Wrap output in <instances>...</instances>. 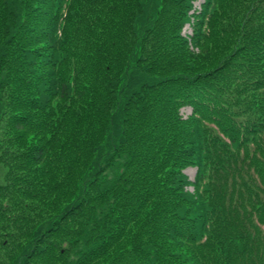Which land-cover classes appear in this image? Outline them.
<instances>
[{"label": "trees", "instance_id": "trees-1", "mask_svg": "<svg viewBox=\"0 0 264 264\" xmlns=\"http://www.w3.org/2000/svg\"><path fill=\"white\" fill-rule=\"evenodd\" d=\"M129 1L136 7L127 14ZM189 1L0 0V34L10 31L5 49L25 44V52H36L45 44L62 51V34L72 31L66 55L77 60L73 76L95 71L79 93L63 84L59 95L69 103L46 108L42 121L56 115L64 122L73 103L80 112L115 106L107 136L113 150L100 152L96 168L112 165L118 178L97 183L101 195L92 197L87 177L76 208L41 224L36 248L52 236L38 252L48 263L81 241L99 258L111 250L107 264H264V0H206L191 38L198 53L180 35ZM175 2L177 17L161 20ZM226 9L239 17L232 25L222 20ZM133 47L142 61L131 65ZM183 106L192 112L187 120L178 113ZM45 155L41 148L34 157ZM185 163L196 167L195 181L171 179L178 172L170 169ZM186 184L197 193L180 195ZM75 214L77 222H69ZM133 224L139 228L131 235Z\"/></svg>", "mask_w": 264, "mask_h": 264}, {"label": "rangeland", "instance_id": "rangeland-1", "mask_svg": "<svg viewBox=\"0 0 264 264\" xmlns=\"http://www.w3.org/2000/svg\"><path fill=\"white\" fill-rule=\"evenodd\" d=\"M189 2L191 7L186 10V19L180 29V35L187 41L189 49L198 53L199 49L192 46L191 38L206 0ZM124 7L129 9L127 14H130L136 7L135 2H125ZM180 8L176 2L169 4L167 14L162 16L161 20L170 19L172 13L177 17ZM157 17L155 15L152 20ZM117 18L119 22L122 17ZM238 19L239 17L233 16L228 9L224 10L222 20H231L232 25ZM2 21L3 10L0 7V22ZM111 26L113 28V25ZM93 32H99V27H95ZM32 34L37 35L29 32V38H33ZM71 34L72 31L62 34V40L66 41L64 45L60 42L58 46L62 51L43 44V48L36 52H25V44L19 49L15 48L13 43H8L5 49L4 44L10 39V31L5 29L0 34V264H82L77 253H82L84 264H107L114 256L111 250L100 258L98 256L101 255H91L88 253V244L76 241L65 256L55 257L53 252L54 260L48 263L47 257L38 255V252L41 246H47L52 238L49 235L44 236V242L36 248L43 222L59 219L66 210H74L86 192L92 194V197L101 195L95 186L97 183L106 179L112 182L118 178L112 165L99 172L96 168L100 164V152L113 150L107 137L110 136V121L115 112L113 104L107 112L101 113L96 107L80 112L77 104L73 103L71 110L74 113L68 112L64 122L57 121L56 115L42 121L46 108L56 105L59 106L58 109H62L63 105L69 103L68 99L64 100L59 95L63 84H67L72 93V88L77 89L79 93L86 89L91 76L95 74L92 69L89 72L82 70L80 75L73 76L76 59L66 55ZM135 38L136 36L132 37L134 43ZM135 50L133 47L129 53L131 65L133 62L142 61L139 51ZM87 56L91 58L86 60H93L96 54L88 52ZM81 61L84 59L81 58ZM117 88H114L112 93L116 102L121 98ZM70 98L74 100L76 97L71 95ZM178 113L182 120H187L192 114L188 106L180 108ZM15 116L22 117V120ZM17 121L29 122L32 128L17 129ZM41 148L43 151L46 149V155L39 161V158L35 159L34 156ZM115 160L116 157L112 156L109 162ZM186 164L182 170L170 169L178 172L173 174L171 179H180L182 174L188 181L194 182L197 169L194 165ZM166 172L160 178L165 177ZM87 177L94 183L83 192ZM124 186L127 187L128 184L124 183ZM196 188L194 184L182 185V191L178 193L185 196L194 195L197 193ZM12 199L13 204L10 203ZM90 205L92 203L89 201L88 206ZM95 215L97 220L104 218L103 212H95ZM78 219L79 215L75 214L69 222H77ZM93 227L96 228L95 225ZM91 228L89 225V230ZM138 228L139 224H133L130 228L131 235H134ZM55 237L56 235L53 236ZM61 244L65 246V243ZM32 252H36L33 257Z\"/></svg>", "mask_w": 264, "mask_h": 264}]
</instances>
